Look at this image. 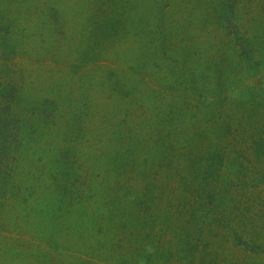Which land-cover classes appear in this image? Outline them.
<instances>
[{
	"label": "rangeland",
	"instance_id": "1",
	"mask_svg": "<svg viewBox=\"0 0 264 264\" xmlns=\"http://www.w3.org/2000/svg\"><path fill=\"white\" fill-rule=\"evenodd\" d=\"M263 2L0 0V264H264L263 150L231 205H198V168L168 157L217 122L205 93L178 106L173 76L221 80L237 111L221 61L245 35L225 29L264 34Z\"/></svg>",
	"mask_w": 264,
	"mask_h": 264
},
{
	"label": "trees",
	"instance_id": "2",
	"mask_svg": "<svg viewBox=\"0 0 264 264\" xmlns=\"http://www.w3.org/2000/svg\"><path fill=\"white\" fill-rule=\"evenodd\" d=\"M262 4L264 5V2ZM261 11L264 12V7ZM257 26L258 25L254 28ZM236 29L244 34L245 38L240 35V37H237L240 41H233L230 38L229 42L227 41L228 44L225 43L229 48V52L227 54V58L225 57L226 59L224 58L221 63L224 67V76H226L227 72H230L231 86L237 91L236 93L238 94V97L236 100H239L237 103V105L239 104L237 111L227 105L228 101L225 96L224 86L221 80L208 78L210 75L207 73L199 77H195L193 74L192 77L189 75L173 76L176 77L175 83H179L182 87H178L176 90L178 92L177 96L172 94L173 98L176 97L179 99L178 106L180 104H184L187 107V113L189 114L195 110L196 105H201L200 102L202 101H199L198 98H201L200 96L202 93H205L206 100L203 101L202 107L210 108L213 106V117L217 119L215 125H212L210 128L208 127L206 131L200 130L196 133L199 135L201 132L202 139L199 140V144L196 145L197 141H195L193 146L191 143L188 145L183 144V146H181L182 149L181 147L179 148V152L175 153L170 151L168 155L170 165L172 164L178 168V166H180V162L178 161L179 158L183 163L187 160L186 164L182 167L188 165L189 167L198 168L196 174L197 180L195 179L197 182L193 180L198 189L196 190V194H192L194 197L193 200L196 202L198 201V205L202 204L205 199H207L208 202H213L214 206L216 201L219 199H221L222 203L225 204H235V201L238 200L231 197V190L229 191L228 189L230 183L232 185V189H235V185H239V183L236 182L237 180H245L246 178L250 179L251 177L249 175H252V173L255 175L254 167H251L252 161H258L261 152L260 150H263L264 152V34H261L263 30H260L258 33L257 30H249L251 28H244L243 30L234 28L232 32L225 29V32L228 35H233ZM237 35L238 34H235V36ZM259 36L261 39H258ZM245 39L246 41H244ZM6 40H8V38ZM243 50L250 54H241ZM221 57V54H213L211 56L213 64L210 63L208 66H214L215 61L217 62L222 60ZM11 71H13L12 67ZM9 73L10 68L6 74L7 78L5 76L8 82L12 79V76L9 77ZM239 75H247L253 79V82H247L244 85L242 84L241 86H238V81L236 80L235 84H233L234 80L239 77ZM184 80L187 81L184 82ZM208 83H212V87L208 88ZM253 83H257L258 87H252ZM194 92H197V96L199 97H197ZM2 98L3 136L4 132L8 131L6 129L7 126L11 125L12 122L18 120L19 118H16V115L14 116L12 114V108L14 109L15 107H12L13 99L8 90H2ZM9 104L11 107H8ZM243 104H246L247 106L250 104H256L257 106L255 109L257 112L253 114V111H243L241 108ZM215 108L217 109L215 110ZM216 111L219 113L216 114ZM6 143L8 144L7 140L3 138L2 147L4 148L5 146L4 149L8 152L9 149ZM246 143L248 146L245 147L244 145ZM247 147L250 149V156L248 155V152L246 153ZM215 152H219V154L216 157V163L212 165V158ZM24 154L25 153L23 151H21L20 154L18 151L16 157H23ZM4 156L7 157L8 155ZM13 156L14 155H12V157ZM224 159L227 169L225 170V174H220V171H222L221 168H223ZM141 163L145 164V160L143 158ZM243 175H245V178ZM218 176L221 177L218 178ZM222 176H224L223 180L228 182V187L225 188V190H222L221 187H219L221 184V182L219 183V179L221 180ZM205 185L211 192V198H209V195L206 192L202 191V188Z\"/></svg>",
	"mask_w": 264,
	"mask_h": 264
}]
</instances>
